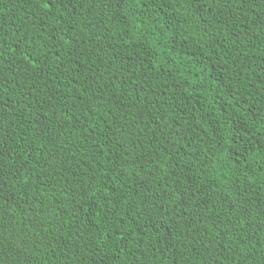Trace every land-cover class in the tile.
Here are the masks:
<instances>
[{
  "label": "trees",
  "instance_id": "obj_1",
  "mask_svg": "<svg viewBox=\"0 0 264 264\" xmlns=\"http://www.w3.org/2000/svg\"><path fill=\"white\" fill-rule=\"evenodd\" d=\"M0 264H264V0H0Z\"/></svg>",
  "mask_w": 264,
  "mask_h": 264
}]
</instances>
